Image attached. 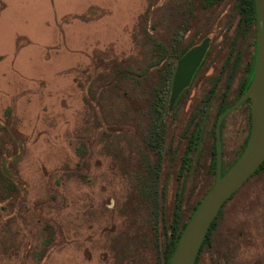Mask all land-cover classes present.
Instances as JSON below:
<instances>
[{"label": "rangeland", "instance_id": "rangeland-1", "mask_svg": "<svg viewBox=\"0 0 264 264\" xmlns=\"http://www.w3.org/2000/svg\"><path fill=\"white\" fill-rule=\"evenodd\" d=\"M201 1L0 0V264L168 261L212 185L218 111L245 92L253 65L242 0ZM188 45L203 48L201 62L175 99L163 63ZM156 98L163 147L148 136ZM249 127L247 100L223 120V171ZM206 235L196 264H264V165Z\"/></svg>", "mask_w": 264, "mask_h": 264}, {"label": "water", "instance_id": "water-1", "mask_svg": "<svg viewBox=\"0 0 264 264\" xmlns=\"http://www.w3.org/2000/svg\"><path fill=\"white\" fill-rule=\"evenodd\" d=\"M256 18V55L251 82L240 98L216 123V178L205 197L187 221L168 264H194L200 246L211 224L226 201L259 169L264 162V0H254ZM203 48L191 51L181 61L191 69L201 58ZM198 55V56H197ZM187 81L174 84L176 95ZM174 95V96H175ZM250 100V134L248 141L234 164L221 175L220 124L225 116Z\"/></svg>", "mask_w": 264, "mask_h": 264}, {"label": "flooded vegetation", "instance_id": "flooded-vegetation-1", "mask_svg": "<svg viewBox=\"0 0 264 264\" xmlns=\"http://www.w3.org/2000/svg\"><path fill=\"white\" fill-rule=\"evenodd\" d=\"M242 4H243V0H242ZM239 12H240V14L243 16V21H242V26H241V34L243 35L244 33H246V30L248 31L249 29H253V34H254V31H255V34H254V40H255V47H254V54H253V56H252V60H253V65H252V69H251V71H250V73H251V79H252V76H253V70H254V64H255V55H256V18H255V5H254V21H253V19H250L249 20V17H248V14H247V8L245 7V8H240L239 9ZM161 43V42H160ZM177 43L178 42H175L174 40H173V42H172V44H175V45H177ZM166 46L164 45V44H162L161 43V49L163 50V54L164 55H167L166 54V48H165ZM179 49H177L176 51H177V53L176 54H174L175 55V57H174V60H173V62L172 63H169L167 60H165L164 61V67H163V69H164V71L166 72L165 73V77H166V79H165V81H164V87H165V89H167L168 88V82H167V80L169 79L170 80V88H171V90L172 89H174V91H176L175 90V88H174V85H172V83H173V81H174V84H175V82L178 80V81H180L181 83H184L185 81H187L186 82V84H185V86H183L182 87V89H180L179 90V92L175 95V99H179L180 98V96L182 95V92L185 90V88L187 87V86H189L190 84H191V82H192V80H193V78H194V74H195V71L197 70V68H198V66H199V64H200V62H198L197 64H196V67L195 68H193V69H191V64H192V61H193V59H191V61H190V63H188L187 65H184V66H179V67H177V69H175V71H174V66H175V64L176 63H178V62H180L187 54H189V52H190V50L192 49V47L191 46H185V47H178ZM168 53H169V51H168ZM239 52L236 54V56H235V58L233 59V64H232V69H235V67H236V64L238 63V60H239ZM162 58H163V55L162 56H160V58H159V62L161 63V61H162ZM158 62V63H159ZM179 65V64H178ZM226 66H227V64H226ZM230 66V65H229ZM148 68H151V66H149ZM169 73V74H168ZM249 73V74H250ZM175 74V75H174ZM174 77H173V76ZM180 76H182V77H179ZM177 77H178V79H177ZM175 78V79H174ZM177 79V80H176ZM231 79V77L229 78V80ZM251 79H250V82H251ZM249 83V75H248V77H247V80H246V83L245 84H248ZM246 88V87H245ZM158 94H159V92H158ZM242 95V94H241ZM240 95V96H241ZM240 96L237 98V100L240 98ZM236 100V101H237ZM208 100H206V102H207ZM235 101V102H236ZM247 101V100H246ZM249 101V103H250V100H248ZM234 102V103H235ZM161 103H162V107L160 108V110H158V113L156 112V114H155V117L152 115V107H151V115L153 116V123H151L150 124V126H149V128H150V130H149V134H148V136H149V139L151 140V142L153 141H157V144L156 145H158V144H163L164 145V133H165V130H164V127H163V125H164V120H165V112H166V105H165V101H161ZM234 103H232L231 105H223V106H221L220 108V110L218 111V114H217V120L219 119V117L225 112V111H227ZM152 106V105H151ZM161 111V112H160ZM226 117V116H225ZM224 117V118H225ZM224 118H223V120H224ZM223 120H222V122H221V124H220V151H221V156H220V159H221V170H220V172H221V175H223L233 164H234V162L239 158V156L241 155V153H242V151H243V149H244V147H245V145H246V143H247V141H248V138H249V134H250V127H249V133H248V136H247V138L245 139V141H244V143H243V146H242V150H241V152L239 153V155H238V157L236 158V160L229 166V168L227 169V170H225V171H223L222 170V155H223V153H222V144H221V131H222V124H223ZM216 123H217V121H216ZM216 123H215V125H214V127H215V129H214V137H215V145H214V147H213V150H212V156H213V162H212V164H214V162L216 163L217 162V156H216ZM250 125H251V116H250ZM200 130H201V128H200ZM200 137H201V131L200 132H198L197 134L193 131V132H190L187 136H186V138H188V141H189V143H188V147H187V154H186V156H185V158H184V165L186 166V168H190V165H191V163H190V155H191V153L194 151V150H196L197 148H198V145H199V143H200ZM149 139L147 140V146H149V144H150V141H149ZM162 144L161 145H158L159 147H163L162 146ZM151 148H152V146H151ZM161 150V152L164 150V148H161L160 149ZM215 160V161H214ZM216 165H217V163H216ZM151 167V166H150ZM151 169V168H150ZM159 169V167L158 166H156L155 168H154V172L155 171H157ZM210 171L212 172V175H213V182H212V185H213V183H214V180H215V178H216V166H215V171L213 170V166H211V168H210ZM157 174V173H156ZM212 185H211V187H212ZM210 187V188H211ZM210 188H209V190H210ZM208 190V191H209ZM208 193V192H207ZM206 193V194H207ZM205 194V195H206ZM205 197V196H204ZM201 202V201H200ZM199 202V203H200ZM196 208V207H195ZM220 212V211H219ZM219 212H218V214H219ZM193 214V213H192ZM191 214V215H192ZM218 216V215H217ZM216 219V218H215ZM211 227V226H210ZM205 239V238H204ZM204 239H203V241H204ZM202 244H203V242H202ZM202 244H201V246H200V249H199V251H198V254H197V256H196V259H195V262H194V264H196L197 263V260H198V257H199V253H200V250H201V247H202ZM171 255H172V253L170 254V256H169V259H168V261L166 262V258H164V260H165V263H163V264H168L169 263V260H170V257H171Z\"/></svg>", "mask_w": 264, "mask_h": 264}, {"label": "trees", "instance_id": "trees-1", "mask_svg": "<svg viewBox=\"0 0 264 264\" xmlns=\"http://www.w3.org/2000/svg\"><path fill=\"white\" fill-rule=\"evenodd\" d=\"M220 1L221 0H202L201 1V6H202L203 9H206V8L210 7L211 5H213V4L219 3ZM245 7L247 8V14H248L249 20L253 19V21H254V0H243V4H242L241 8H245ZM254 34H255V31H254ZM152 43H153L152 47H161V43L158 42L157 40H154V42L152 41ZM158 62H159V59L154 64H157ZM153 66H151V67H153ZM250 79H251V73L249 74V83H250ZM249 83H248V85H249ZM248 85L246 84V86H248ZM241 94H243V91L240 92V95ZM156 100L157 101H153L152 102V106H151L153 108L152 109V111H153L152 115L154 117H155L156 112L158 113V110H160V108L162 107L161 101H159L157 98H156ZM263 165H264V162L262 163V165L259 167V169L255 173H257L260 169H262ZM215 166H216V163L214 162V164H213V170L214 171H215ZM2 172H4V171H2ZM198 205H199V203L197 204V206ZM197 206H196V208H197ZM195 209L193 210V212L195 211ZM190 217H191V215H190ZM190 217H189V219H190ZM186 223L187 222H185V223L184 222L183 223L180 222V224H179L180 228L178 229L180 232L177 234L176 241H175V243H173L172 251L170 252V254L173 252V250H174V248H175V246L177 244V241L179 240V237H180V235H181Z\"/></svg>", "mask_w": 264, "mask_h": 264}]
</instances>
